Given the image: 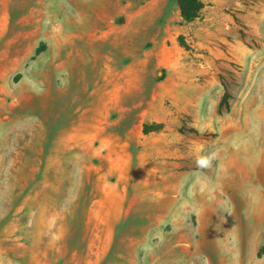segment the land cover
<instances>
[{
    "label": "rangeland",
    "instance_id": "obj_1",
    "mask_svg": "<svg viewBox=\"0 0 264 264\" xmlns=\"http://www.w3.org/2000/svg\"><path fill=\"white\" fill-rule=\"evenodd\" d=\"M199 1L0 0V264H264V0Z\"/></svg>",
    "mask_w": 264,
    "mask_h": 264
},
{
    "label": "trees",
    "instance_id": "obj_2",
    "mask_svg": "<svg viewBox=\"0 0 264 264\" xmlns=\"http://www.w3.org/2000/svg\"><path fill=\"white\" fill-rule=\"evenodd\" d=\"M178 2L182 15L188 22L194 21L203 8V4L199 0H178Z\"/></svg>",
    "mask_w": 264,
    "mask_h": 264
},
{
    "label": "clouds",
    "instance_id": "obj_3",
    "mask_svg": "<svg viewBox=\"0 0 264 264\" xmlns=\"http://www.w3.org/2000/svg\"><path fill=\"white\" fill-rule=\"evenodd\" d=\"M209 157H199L197 160L198 166H207L210 163Z\"/></svg>",
    "mask_w": 264,
    "mask_h": 264
}]
</instances>
